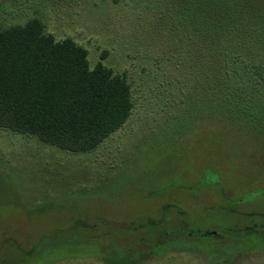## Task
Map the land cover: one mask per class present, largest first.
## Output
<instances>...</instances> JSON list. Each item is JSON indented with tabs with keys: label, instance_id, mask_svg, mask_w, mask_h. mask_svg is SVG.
Returning <instances> with one entry per match:
<instances>
[{
	"label": "rangeland",
	"instance_id": "obj_1",
	"mask_svg": "<svg viewBox=\"0 0 264 264\" xmlns=\"http://www.w3.org/2000/svg\"><path fill=\"white\" fill-rule=\"evenodd\" d=\"M33 18L85 48L91 68L124 76L134 108L89 153L0 131V264H264V131L218 119L183 131V80L195 75L170 2L0 0V27ZM125 225L141 231L117 241ZM144 234L153 250L105 255Z\"/></svg>",
	"mask_w": 264,
	"mask_h": 264
},
{
	"label": "trees",
	"instance_id": "obj_2",
	"mask_svg": "<svg viewBox=\"0 0 264 264\" xmlns=\"http://www.w3.org/2000/svg\"><path fill=\"white\" fill-rule=\"evenodd\" d=\"M168 1L170 20L183 33V70L195 75L190 85L183 80V131L217 119L264 131V0ZM234 67L247 73L241 83L233 79ZM133 108L124 76L102 62L91 68L85 48L70 38L57 42L40 19L0 27V131L89 153L123 128ZM140 231L126 226L112 237L120 241ZM147 241L144 234L126 254L114 245L105 255L125 261L136 250H153Z\"/></svg>",
	"mask_w": 264,
	"mask_h": 264
}]
</instances>
